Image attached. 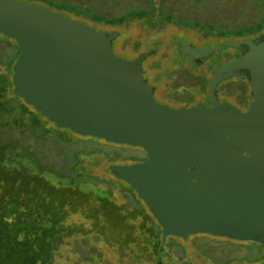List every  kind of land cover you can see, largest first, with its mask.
<instances>
[{
    "label": "water",
    "instance_id": "obj_1",
    "mask_svg": "<svg viewBox=\"0 0 264 264\" xmlns=\"http://www.w3.org/2000/svg\"><path fill=\"white\" fill-rule=\"evenodd\" d=\"M0 32L20 49L16 96L58 128L145 151V161L109 169L161 225L160 252L170 236L200 234L264 246V33L222 46L241 55L216 70L211 106L174 108L143 78L145 55L116 54L115 33L23 0H0ZM222 47L183 42L181 51ZM236 75L250 81L246 111L217 98L220 82Z\"/></svg>",
    "mask_w": 264,
    "mask_h": 264
},
{
    "label": "trees",
    "instance_id": "obj_2",
    "mask_svg": "<svg viewBox=\"0 0 264 264\" xmlns=\"http://www.w3.org/2000/svg\"><path fill=\"white\" fill-rule=\"evenodd\" d=\"M27 2L42 5L41 0ZM242 7L236 10L241 20L256 14L259 21L240 27L235 34L215 37L239 41L264 33V0H246ZM146 8H133V13L115 16V21L108 24L122 28L134 21L131 19H139L149 28L160 29L161 26H155V12ZM4 51L11 54L12 62L6 61ZM19 54L17 42L0 32V264H54V252L61 240L75 244L85 240L87 245L94 246L96 237L138 262L156 264L161 257L162 264H180L165 245L160 252L161 225L136 191L110 172L112 162L106 160L109 171L105 175L94 173L102 150L74 151L87 138L69 130L77 139L73 147L69 139L54 136L56 124L15 95L13 67ZM175 57L171 56L174 65ZM176 70L183 79L185 71L177 67ZM59 141L67 147L60 149ZM55 150L60 158L51 154ZM57 163L61 167L57 168ZM118 194L126 201L119 203ZM77 216L89 226L73 221ZM178 249L183 251L179 258L182 262L186 253L182 246Z\"/></svg>",
    "mask_w": 264,
    "mask_h": 264
},
{
    "label": "rangeland",
    "instance_id": "obj_3",
    "mask_svg": "<svg viewBox=\"0 0 264 264\" xmlns=\"http://www.w3.org/2000/svg\"><path fill=\"white\" fill-rule=\"evenodd\" d=\"M41 1L42 5L53 11L62 12L73 19L82 20L95 26L100 31L110 34L115 33L117 36L113 40L114 51L122 58L136 60L140 56L145 55L143 77L155 89L157 101L171 107H177L183 102H192L194 97L197 96L199 99L202 96L199 95L201 92L199 88L196 85L187 84V76L185 75L183 76V82L182 77L176 70L177 67V69L185 71L186 74L189 73L190 75L193 73L192 69H186L187 61L184 60V57L179 55V53L175 54L176 65L171 60V56L174 55L175 51L179 50L182 52L181 44L183 42H190L192 45H199V43L206 44L210 41L205 39L208 36L232 35L237 33L240 27H246L250 23L253 25V23L256 24L259 21V18H256V14H253L254 16L247 15L245 16L246 18L241 20L239 14L236 13V10H242L243 3L246 0ZM255 1L248 0L249 3H255ZM133 8H146L149 12L153 10L155 12V14L153 13L156 22L155 26H161V28H149L143 20L139 19H131L134 21L122 28L109 26L110 24L108 23L115 21L113 20L115 16H119L125 12L126 14H131L133 13ZM165 22L173 24L167 26V24H164ZM176 36L178 38H172ZM170 38L172 40L169 42ZM169 43H171L170 46L172 48L169 47ZM4 53L6 61L12 62L11 54H8L7 51H4ZM160 68L166 73L162 72ZM167 72H170V74L167 75ZM182 85L186 90V98L184 100L174 94L172 95L173 90L178 88L182 92ZM53 131L54 136L67 138L72 142L71 146H76L77 139L71 131L60 128H55ZM84 138L87 139L79 142L80 144L74 148V151L102 150L101 161L94 167V173L99 176L105 175L109 171L107 159L112 162L109 164L110 166L112 164H134L142 162L146 158L145 151L140 147L114 144L102 140L92 141L93 139L88 137ZM55 143L58 145V142ZM65 145L59 141L58 146L60 149H65ZM51 154H57L55 158H60L58 150H55ZM55 166L57 168L61 167L58 163ZM116 197L119 203L126 201L122 195L118 194ZM73 221L77 224L89 226L81 216H77ZM231 241L207 237L204 234L194 235L188 239L171 236L167 238L165 248L169 250L168 252L180 264H185L184 261L181 262L179 259L183 255V251L178 249L182 243L187 249L186 256H188L186 258H190L193 264H260L264 261V246L255 242ZM211 257H215L217 262L210 259ZM169 262L172 261L170 260ZM54 264L154 263H151V261H135L129 255H122L120 251L113 248L105 239L96 237L94 246L87 245V241L85 240L77 244L61 240V243L54 252Z\"/></svg>",
    "mask_w": 264,
    "mask_h": 264
},
{
    "label": "flooded vegetation",
    "instance_id": "obj_4",
    "mask_svg": "<svg viewBox=\"0 0 264 264\" xmlns=\"http://www.w3.org/2000/svg\"><path fill=\"white\" fill-rule=\"evenodd\" d=\"M205 39L210 40V41L206 44L199 43V45H192L190 42H186V43L192 45L195 48L201 49L205 47L218 48V47H222L226 45L227 43L232 42V41L224 40V39H221L215 36H208ZM246 40H249V39H246ZM177 53L183 56L184 60L187 61L186 69L193 70V73H191L190 75L189 73L188 74L184 73V75L187 76L186 77L187 84L193 85V86L196 85V87L199 88V91H201L199 95H202V96H200L201 98L199 99L196 96L194 97L192 102H189V103L183 102L181 105L177 107L173 106L174 108H180V107L188 108V107L195 106L198 104L211 106V103L209 101L210 82L212 78L214 77L216 70L221 65L237 60L241 55L240 50L234 49L231 47H222L220 50H204L200 52L199 51L180 52L179 50H177V52L175 51L174 54H177ZM136 71L137 73L139 71L137 66H136ZM181 87L183 90L182 92L178 88V89L173 90L172 95L174 94L178 98L184 100L186 98V93H185L186 90L184 89L183 85ZM217 98L221 105L236 107L242 111L248 110L252 101L254 100L253 96L251 95L249 78L245 75H236V76H232V77H229L221 81L217 87ZM146 159H147V154H146L145 160ZM216 238L227 240L225 238H220V237H216ZM231 242H234V241H231ZM180 246L183 247L186 253L187 249L184 246V244L182 243ZM186 257L184 259L185 264H193L192 260L190 258L187 259ZM215 257H211V258L217 261Z\"/></svg>",
    "mask_w": 264,
    "mask_h": 264
}]
</instances>
